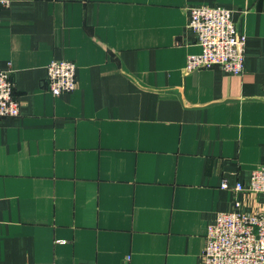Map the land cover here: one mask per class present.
<instances>
[{"label": "crops", "instance_id": "0c3cea01", "mask_svg": "<svg viewBox=\"0 0 264 264\" xmlns=\"http://www.w3.org/2000/svg\"><path fill=\"white\" fill-rule=\"evenodd\" d=\"M199 5L231 10L242 74L186 69ZM0 15L21 101L0 117V264H204L220 213L264 210L248 189L264 164V0H11ZM53 59L76 63L74 91L47 87Z\"/></svg>", "mask_w": 264, "mask_h": 264}, {"label": "built area", "instance_id": "2783aa9c", "mask_svg": "<svg viewBox=\"0 0 264 264\" xmlns=\"http://www.w3.org/2000/svg\"><path fill=\"white\" fill-rule=\"evenodd\" d=\"M11 0H0V8ZM1 22V15H0ZM189 26L202 47L200 53L188 57L186 69L220 67L233 74L245 70L247 37L238 31L230 9L222 6L199 5L190 8ZM13 69L0 68V117L18 116L21 101L15 94ZM47 87L54 95L67 94L78 86L76 63L53 59L47 65ZM223 188H228L226 181ZM237 190H245L238 182ZM250 191L264 198V164L254 169ZM204 264H264V210L244 211L241 202L220 213L208 227Z\"/></svg>", "mask_w": 264, "mask_h": 264}]
</instances>
